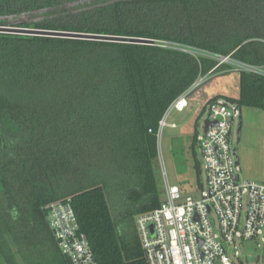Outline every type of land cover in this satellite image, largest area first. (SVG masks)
I'll list each match as a JSON object with an SVG mask.
<instances>
[{
    "label": "trees",
    "instance_id": "obj_1",
    "mask_svg": "<svg viewBox=\"0 0 264 264\" xmlns=\"http://www.w3.org/2000/svg\"><path fill=\"white\" fill-rule=\"evenodd\" d=\"M0 26L156 41L0 33V260L69 264L46 207L70 199L98 264H146L137 219L164 200L149 130L187 92L193 148L214 101L264 107V75L217 59L264 68V0H0Z\"/></svg>",
    "mask_w": 264,
    "mask_h": 264
},
{
    "label": "built area",
    "instance_id": "obj_2",
    "mask_svg": "<svg viewBox=\"0 0 264 264\" xmlns=\"http://www.w3.org/2000/svg\"><path fill=\"white\" fill-rule=\"evenodd\" d=\"M228 59L222 58L220 64ZM204 80L201 78L192 89ZM188 94L181 95L167 109L156 131L149 130L157 138L164 200L159 208L137 219L145 262L252 264L241 259L237 248L252 241L261 242L264 249V184L242 178L237 165L232 134L241 115L239 104L214 101L202 119L197 145L204 159V170L200 173H204L206 180L198 189V195L183 192L168 178L161 142L166 128H177V124L168 123V119L173 112L185 111ZM207 118L217 125L205 134L204 120ZM46 211L48 226L69 264H98L87 235L81 231L72 201L51 203ZM263 258L264 255L258 256L253 264H262Z\"/></svg>",
    "mask_w": 264,
    "mask_h": 264
},
{
    "label": "rangeland",
    "instance_id": "obj_3",
    "mask_svg": "<svg viewBox=\"0 0 264 264\" xmlns=\"http://www.w3.org/2000/svg\"><path fill=\"white\" fill-rule=\"evenodd\" d=\"M167 46L180 48L196 56L208 55L202 51L184 48L178 45L168 44ZM217 59L220 61L222 60V58ZM223 63L230 66L233 71L253 73L252 71L255 70L257 74L264 75V68L262 67H255L253 69L232 59L225 60ZM222 80L229 84L228 88L226 87L225 90H230V87H234L230 76L226 75L222 77ZM217 82H219V80H217ZM215 83L216 81L213 84ZM254 86L255 85H252L244 89L247 93L246 98L253 104L256 103V99H254L255 95L250 91H252ZM254 92L257 95H264L263 91L258 87H254ZM198 108L199 107L195 108L191 114L190 120L188 119L187 122H183L185 120L183 114L177 115V112H173L168 119V123L175 122L178 124V127L176 129L166 128L161 142L164 165L170 182L175 185L183 186L188 193L195 192L197 195L198 189L205 184L206 180L204 173H200V170H204V159L198 145H196L195 148L192 147L191 135L194 130L192 126H188V122L194 119L196 112H198ZM242 109L243 129L239 143L237 136L239 120L235 122V129L232 134L233 148H236L239 153V170L242 174V178L264 184V107L255 108L253 106L244 107ZM198 131L200 135L202 133L201 125L198 126ZM196 166L200 167L199 171L196 170ZM158 175L162 181L160 168ZM161 184L163 185V183ZM237 252L240 254L242 260L247 259L253 264L258 256L263 257V244L261 242H246L243 246H238ZM0 264H4V262L0 260ZM262 264H264V258Z\"/></svg>",
    "mask_w": 264,
    "mask_h": 264
},
{
    "label": "water",
    "instance_id": "obj_4",
    "mask_svg": "<svg viewBox=\"0 0 264 264\" xmlns=\"http://www.w3.org/2000/svg\"><path fill=\"white\" fill-rule=\"evenodd\" d=\"M0 33L16 34V35H28V36H43V37H53V38H64V39H77V40H90L98 42H111V43H130L138 45H155L156 41L153 39L146 38H136V37H123V36H113V35H100L91 33H78V32H68V31H50L42 29H31V28H17V27H6L0 26ZM204 133L207 134L208 131L217 125V122H211L209 118L204 120ZM243 129V109L241 107V115L239 117V127L237 131L238 143L241 140ZM229 134L228 138H230ZM234 154L237 158V165L240 164L239 153L236 148H234Z\"/></svg>",
    "mask_w": 264,
    "mask_h": 264
},
{
    "label": "crops",
    "instance_id": "obj_5",
    "mask_svg": "<svg viewBox=\"0 0 264 264\" xmlns=\"http://www.w3.org/2000/svg\"><path fill=\"white\" fill-rule=\"evenodd\" d=\"M221 100H223V99H221ZM178 114H181V113H177V115ZM175 123V122H174ZM200 125L202 126V120H201V123H200ZM177 127H178V124H177ZM197 133H198V135H199V131L197 130Z\"/></svg>",
    "mask_w": 264,
    "mask_h": 264
}]
</instances>
